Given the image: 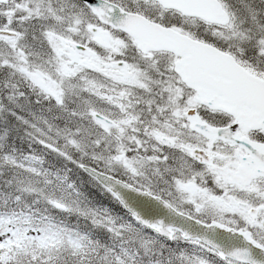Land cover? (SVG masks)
<instances>
[{"label":"rangeland","instance_id":"374dc122","mask_svg":"<svg viewBox=\"0 0 264 264\" xmlns=\"http://www.w3.org/2000/svg\"><path fill=\"white\" fill-rule=\"evenodd\" d=\"M6 1L0 0V4ZM111 1L137 4L136 0ZM233 1L244 12H237L228 26L213 31L214 38L228 43L233 54L245 57L264 73V3ZM12 7L5 10L0 29L18 35L0 39V66L8 69L13 83L28 81L30 89L37 87L33 96L38 104L29 107L20 103L21 95L11 96L15 106L11 113L28 127L33 141L61 153L78 151L100 171L149 190L146 179L152 160L148 149L153 146L151 140L165 128L179 125L184 112L196 102L173 76L172 58L158 53L142 57L133 50L136 57H132V65L121 72L111 65L113 56L106 55L102 65L106 62L113 70L107 68L97 76L81 57L73 58L79 53L76 46L84 47L82 40L88 37L90 26L82 6L74 0H22L13 2ZM246 17L248 26L244 25ZM109 43L111 50L120 43L130 50L123 38L113 35ZM96 114L110 120L112 127L95 119ZM4 135L0 133V142ZM0 159L14 170L29 169L26 180L38 176L34 168L26 166L28 161L3 155ZM33 182L26 183L31 187ZM33 238H41L38 230L22 228L19 233L14 218L0 219V248L5 249L2 258ZM191 247L195 250L191 257L182 254L189 264H216L208 248L197 243Z\"/></svg>","mask_w":264,"mask_h":264},{"label":"trees","instance_id":"16d2710c","mask_svg":"<svg viewBox=\"0 0 264 264\" xmlns=\"http://www.w3.org/2000/svg\"><path fill=\"white\" fill-rule=\"evenodd\" d=\"M21 1L0 4V25L5 10ZM221 2L232 20L237 12H244L233 0ZM248 18H244L245 26ZM235 56L244 67L264 76L251 61ZM8 75V69L0 66V133H5L0 155L28 161L26 166L34 168L38 176L26 180L29 169L14 170L0 161V219L14 218L19 233L22 228L36 229L41 238L25 240L19 251L7 254L5 259L1 256L5 249L0 248V264H189L182 254L191 257L195 251L192 243L178 236L166 241L142 228L110 194L78 169V164H84L100 170L87 156L75 150L61 153L31 139L28 127L11 113L15 106L9 97L21 95L20 103L35 106L37 87L30 89L28 81L13 83ZM30 179L34 180L31 187L26 183ZM214 263L225 264L217 257Z\"/></svg>","mask_w":264,"mask_h":264},{"label":"flooded vegetation","instance_id":"af4514ba","mask_svg":"<svg viewBox=\"0 0 264 264\" xmlns=\"http://www.w3.org/2000/svg\"><path fill=\"white\" fill-rule=\"evenodd\" d=\"M136 1L137 4H132L131 10L115 3L124 10L139 13L151 21L170 27L197 42L212 45L237 59L228 43H219L214 38L213 31L219 26L183 16L175 10L164 9L154 1ZM82 8L90 23L87 28L88 37L85 36L82 40L86 51L83 54L76 53L73 58L81 57L89 68L94 69V74L101 76V71H106L107 68L113 70L106 62L102 65V59L106 55H112V67L124 72L132 65L135 54L129 53V47L122 43L116 45L115 50H111L109 40L114 35L129 42L133 48L134 41L121 31L101 23L85 4ZM134 50L142 57L154 56L153 53L142 54L137 48ZM169 56L177 61L175 57ZM119 63H124L125 66L120 67L117 65ZM238 63L249 74L264 80V76ZM173 76L196 99L195 107L189 109H194L202 123L210 128H227L229 135L242 141L244 146H240L237 141L207 138L191 130L187 117L183 114L179 125L165 128L164 132L151 140L153 146L149 150L151 149L152 160L146 179L150 193L188 217L204 223L216 221L228 228L248 233L264 249V129H242L231 116L202 105L198 95L181 84L177 76ZM184 131L187 136H184ZM193 153L197 154L198 159Z\"/></svg>","mask_w":264,"mask_h":264},{"label":"water","instance_id":"95a60500","mask_svg":"<svg viewBox=\"0 0 264 264\" xmlns=\"http://www.w3.org/2000/svg\"><path fill=\"white\" fill-rule=\"evenodd\" d=\"M104 25L131 37L137 49L148 52L166 51L179 58L174 72L194 90L202 105L231 116L244 130L264 129V80L248 74L233 57L216 48L197 42L188 36L152 22L147 18L124 11L106 0H82ZM163 8L178 11L183 16L204 22L226 25L227 13L217 0H151ZM0 37L14 38L16 34L0 29ZM80 52L84 48L77 46ZM121 66L123 64H120ZM35 80V79H34ZM191 130L207 138L237 140L227 128H210L202 123L194 109L185 112ZM95 118L110 125L107 119ZM240 146H244V143ZM193 156L198 159L196 153ZM79 169L111 194L123 209L142 227L171 240L178 232L183 240L198 242L215 251L221 260L240 264H264V249L248 233L236 231L218 222L201 223L182 215L167 203L148 192L85 165Z\"/></svg>","mask_w":264,"mask_h":264}]
</instances>
